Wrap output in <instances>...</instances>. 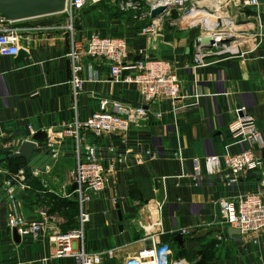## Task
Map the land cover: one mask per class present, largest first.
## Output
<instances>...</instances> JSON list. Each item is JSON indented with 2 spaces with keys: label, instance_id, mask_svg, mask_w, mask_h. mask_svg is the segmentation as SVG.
Returning a JSON list of instances; mask_svg holds the SVG:
<instances>
[{
  "label": "crops",
  "instance_id": "0c3cea01",
  "mask_svg": "<svg viewBox=\"0 0 264 264\" xmlns=\"http://www.w3.org/2000/svg\"><path fill=\"white\" fill-rule=\"evenodd\" d=\"M128 3L135 4L132 0H106L88 5L77 26V37L81 41L92 35L120 38L126 41L133 59L147 54L174 62L182 81L181 97L175 105L180 110L175 112L176 107L168 100L146 105L136 86L115 81L109 63L96 59L85 62V84L77 98L76 113L67 35L23 33L20 47L27 53L23 59L0 54V151L13 155L25 141H32L26 125L32 124L38 131L33 138L37 148L29 165L39 188L34 189L26 181L20 184L21 191L13 190L16 210L30 221L45 222L46 229L38 237L14 241L7 226L14 206L9 193L12 183L8 184L0 171V263L42 264V259H48V264H74L73 257L50 258L55 252L50 237L79 228V207L71 177L77 163L75 139L66 138L52 149L47 141L50 135L69 129L77 116L85 120L98 112L104 100L143 106L151 115L128 132L108 133L98 139L85 136V144L97 145L99 159L114 169L108 172L106 189L87 204L90 221L83 240H76L75 247L83 245L92 253L112 249L114 259L104 256L102 264H124L149 247L155 236L157 241L170 245L174 259H185L190 264L263 263L264 229L241 234L240 241L229 237L231 227L221 219L219 203L264 193V165L237 178L228 169L222 168L213 176L203 169L202 177L197 178L193 161L198 159L204 165L208 156L224 158L252 149L264 162V36L262 45L246 58H221L195 69L191 66L192 45L200 35L198 27L181 21L176 12L163 21L152 20L147 16V7L130 9ZM117 5L121 12L120 8L113 9ZM251 9L245 11L249 15L237 9L230 13L258 19ZM260 9L259 20L264 26V6ZM62 17L59 14L25 20L19 26H46L62 21ZM155 21V30L144 34L143 28ZM194 96L198 97L197 105ZM159 113L161 117H157ZM244 114L256 118L263 146L232 137L231 125ZM33 169H38L41 176L35 177ZM161 204H165L163 234L158 239V229H154L144 241L148 235L145 221L154 217ZM176 232L186 237L182 249L173 241ZM183 251L186 255L180 257Z\"/></svg>",
  "mask_w": 264,
  "mask_h": 264
},
{
  "label": "built area",
  "instance_id": "2783aa9c",
  "mask_svg": "<svg viewBox=\"0 0 264 264\" xmlns=\"http://www.w3.org/2000/svg\"><path fill=\"white\" fill-rule=\"evenodd\" d=\"M103 1L106 0H67L65 10L60 14L63 16V20L46 26L22 28L19 26L22 21H11L6 16L0 15V54L18 56L21 51L20 39L25 35L23 33L61 32L67 35L70 44L67 57L71 62L70 84L73 88L76 113L77 98L83 92L85 84L83 78L85 62L96 59L109 63L110 72L115 81L136 86L146 105L160 100H168L175 106L181 97L182 81L179 69L174 62L163 58H152L147 54H142L140 60H135L130 57L126 41L120 38L92 35L83 41L78 39L76 30L80 24L82 12L88 5H97ZM160 1L163 0H146L148 17H150L152 9L173 4L174 6L168 7L158 20L163 21L164 18H171L176 12L181 21L191 22L194 27L199 28L200 35L193 44L191 62V66L195 69L208 66L213 60L221 58H246L263 43L264 26L259 20V14L260 8L264 4L259 0H208L209 2L216 1L215 7H211L209 3L203 6L197 5L196 0H171L164 3ZM127 8L136 9V6L133 3H128ZM251 8L258 10L256 15L259 28L257 32L253 30L254 33H250L252 30L248 29L251 45L244 49L237 34V17H234L230 10L237 9L238 12H245ZM155 24L157 21L143 28L142 32L144 34L152 33L156 28ZM206 36L214 39V44L210 48H202L200 44H196L201 37ZM224 38H233V40L222 42ZM194 100L197 105L198 97L194 96ZM174 110L178 112L180 108L176 107ZM150 115L151 112L143 106L132 107L115 100H104L100 110L92 116L85 120H80L77 116L69 129L49 136L47 145L50 149L61 144L66 138L75 139L77 163L71 171V177L73 184H77L73 195L76 197L79 207L78 230L52 235L50 242L54 244L55 252L50 258L73 257L74 264H102L104 256L111 261L114 259L115 255L112 249L106 250L104 253H92L87 251L83 245L75 247L76 240H83L84 229L90 221V214L86 206L96 194L106 189L108 172L114 169L112 165L105 166L99 159L97 145L85 144L84 139L85 136L98 139L108 133L128 132L132 126L147 121ZM161 116L160 113L157 114V117ZM230 130L233 138H246L253 146H263L256 118L251 114H244L231 125ZM25 131L32 141L38 133L32 124L26 125ZM203 164L198 159L193 161L195 177L201 178L203 169L208 176H213L224 168L230 170L237 178L244 172L261 169L264 162L262 158L255 155L252 149H248L224 158L211 155L205 159ZM32 173L35 177L41 176L38 169H33ZM10 182L8 180L7 183L10 184ZM9 193H11L10 198L14 206L7 221L8 228L11 231L16 229L21 238L38 237L46 229V223L39 220L30 221L19 213L15 208L14 190L10 188ZM164 208L165 204H161L156 209L154 217L145 221L146 226L144 227L148 235L144 241L149 238L154 229H158V239L163 234L161 227ZM219 213L224 223L231 228L240 230L242 235L259 232L264 229V193L248 194L239 201L222 200L219 203ZM151 238L149 247L139 251L135 257L125 261L124 264H190L185 259H174L173 250L169 244L157 241L155 236ZM17 264L31 263L19 262ZM42 264H48V259H42Z\"/></svg>",
  "mask_w": 264,
  "mask_h": 264
},
{
  "label": "water",
  "instance_id": "95a60500",
  "mask_svg": "<svg viewBox=\"0 0 264 264\" xmlns=\"http://www.w3.org/2000/svg\"><path fill=\"white\" fill-rule=\"evenodd\" d=\"M260 3L264 4V0H259ZM67 0H0V15L6 16L11 21H25L37 18H42L46 16H54L62 14L65 10ZM174 6L170 4L168 6H158L151 10L150 18L152 20L158 19L168 7ZM251 12L258 13L256 8L251 9ZM233 38H224L222 42H230ZM200 44L202 48H210L214 44V39L212 37H201L196 43ZM190 48H188V52ZM27 53L25 51H20L18 54L19 60L23 59ZM141 56L137 57L135 60H140ZM61 132L63 129L60 130ZM36 143L33 141H25L19 152L13 154L11 157L14 159H24L27 164L30 163L33 152L36 150ZM77 188V184H73L72 190ZM119 219L122 221V214L119 212ZM122 229V226H121ZM229 237L236 240H241V232L238 229L229 228ZM12 237L16 243L21 242V236L18 234L16 229L12 230ZM173 241L177 244L178 249L185 247L186 237L178 232L173 234Z\"/></svg>",
  "mask_w": 264,
  "mask_h": 264
},
{
  "label": "rangeland",
  "instance_id": "374dc122",
  "mask_svg": "<svg viewBox=\"0 0 264 264\" xmlns=\"http://www.w3.org/2000/svg\"><path fill=\"white\" fill-rule=\"evenodd\" d=\"M132 1L135 3L134 5L140 7L141 10H144V7H145V9L147 7L146 6V0H132ZM150 1H152V0H150ZM196 1H197L196 4L200 5V6H203V5H206L209 3L208 0H196ZM116 2H117V0H116ZM117 6L118 7H113V9L116 10V9L120 8L118 11L121 12L122 11L121 7L119 5H117ZM216 10H218V7H216ZM238 13H240V12H238ZM243 13L249 15L248 12H243ZM253 24H254V26H252ZM258 28L259 27L257 25V19L252 20V19H245V17H244V19L237 17V29H238L237 34H238V37L240 38L239 42L242 43L241 44L242 48L247 49L248 47H250V45H251V43L249 42L250 41V33L257 32ZM248 29H251L252 31L249 33ZM253 30H254V32H253ZM0 153L2 155H4L5 151H0ZM72 167H74V162H72ZM0 171L4 174L5 178H8V180L11 181V183H12L11 189L12 190L17 189V191H21L22 188H21L20 184H25L26 181L28 182V180L26 178L27 173L23 167H19L15 171L12 169V165H9V163L2 160V158H0ZM7 173H9L10 176ZM13 178H15V180ZM28 183L30 184L31 187H34V184L32 182H28Z\"/></svg>",
  "mask_w": 264,
  "mask_h": 264
},
{
  "label": "trees",
  "instance_id": "16d2710c",
  "mask_svg": "<svg viewBox=\"0 0 264 264\" xmlns=\"http://www.w3.org/2000/svg\"><path fill=\"white\" fill-rule=\"evenodd\" d=\"M86 9V8H85ZM84 9V10H85ZM250 12V11H249ZM83 13V12H82ZM192 48H193V45H192ZM193 50V49H192ZM0 155L3 157L2 158V160H4V161H6L7 163H9V165H12V169L13 170H17L19 167H23L25 170H26V173H27V176H26V178H27V180H28V182H32L33 184H34V189H38L39 188V182L36 180V179H33L32 177H31V174H30V171H31V169H30V165L29 164H27V162L24 160V159H14V158H12L11 156H12V154H10V153H7V152H5L4 153V155H2L1 153H0ZM75 205L73 206V209H75L76 210V203H74ZM186 255V252L185 251H183L182 252V254L180 255V257H183V256H185Z\"/></svg>",
  "mask_w": 264,
  "mask_h": 264
},
{
  "label": "bare ground",
  "instance_id": "6f19581e",
  "mask_svg": "<svg viewBox=\"0 0 264 264\" xmlns=\"http://www.w3.org/2000/svg\"><path fill=\"white\" fill-rule=\"evenodd\" d=\"M168 1H171V0H163V1H160L161 3H164V2H168ZM209 2V1H208ZM170 3V2H169ZM168 3V4H169ZM202 4V3H201ZM209 5L211 6V7H215L216 6V1H213V2H209Z\"/></svg>",
  "mask_w": 264,
  "mask_h": 264
}]
</instances>
